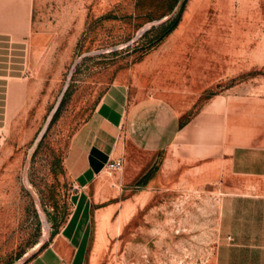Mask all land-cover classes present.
I'll return each mask as SVG.
<instances>
[{"label": "rangeland", "instance_id": "obj_1", "mask_svg": "<svg viewBox=\"0 0 264 264\" xmlns=\"http://www.w3.org/2000/svg\"><path fill=\"white\" fill-rule=\"evenodd\" d=\"M21 1L12 30L35 34L0 86V264H28L66 220L75 187L64 158L107 95L166 99L183 131L112 223L108 207L86 264H213L222 194H264V178L231 174L224 154L255 132L193 122L216 96L221 109L264 103V0ZM242 60L251 65L231 71ZM196 136L218 150L186 147ZM106 229L120 233L103 243Z\"/></svg>", "mask_w": 264, "mask_h": 264}, {"label": "crops", "instance_id": "obj_2", "mask_svg": "<svg viewBox=\"0 0 264 264\" xmlns=\"http://www.w3.org/2000/svg\"><path fill=\"white\" fill-rule=\"evenodd\" d=\"M23 10L26 11L25 6ZM12 12V0H0V86L15 78L13 70L23 66L22 46H27L25 42L35 34L24 22L12 30ZM14 18L20 16L15 14ZM245 63L251 65L242 60L231 71L249 67ZM219 98L216 96L209 101L210 106L200 111L193 126L197 124L201 128L210 121L217 126V131L255 132L247 144H234L229 147V153L224 154L231 174L264 178V103L236 111L234 102L221 109ZM105 99L74 132L64 158L75 187L71 212L49 243L28 264H86L93 248L90 246L89 250V244L96 242L100 210L113 207L108 221L114 222L125 201L133 200H123L122 196L147 177L163 151L175 145L183 131L181 113L166 99L149 96L120 102L113 101L112 95ZM185 146L213 151L219 148V145L203 144L197 136ZM175 158L173 154L168 157L169 170L176 167ZM111 161H118L120 166L110 169ZM215 170L218 173L219 167ZM106 173L110 175L104 179ZM217 227L213 264H264V194L223 193ZM107 231L103 243L120 233L109 237Z\"/></svg>", "mask_w": 264, "mask_h": 264}, {"label": "bare ground", "instance_id": "obj_3", "mask_svg": "<svg viewBox=\"0 0 264 264\" xmlns=\"http://www.w3.org/2000/svg\"><path fill=\"white\" fill-rule=\"evenodd\" d=\"M194 2H195V1H194ZM197 3H198V1H197ZM192 4H193V3H192ZM192 4H191V5H192ZM191 5H190V7H191ZM196 6H197V5H196ZM194 7H195V6H194ZM166 164H167V163H166ZM166 164H165V165H166ZM108 175H110V174H109V173H106V174L104 175V179L106 178V176L108 177ZM110 208L112 209V207H110ZM111 211H112V210H110V209L108 208L107 211H101V212H99V214L97 215V217H98V224H99V225L102 224V221L105 220V218L111 213ZM123 214H124V213H122L121 215L123 216ZM120 217H121V216H120ZM120 217H119V219H121ZM105 222H106V221H105ZM105 222H104V223H105ZM116 222H117V221H116ZM118 224H119V223H118ZM105 225H106V224H105ZM101 226H102V225H100V228H102ZM103 227H104V226H103ZM112 227L114 228V227H116V225L113 224ZM102 229H103V228H102ZM102 229H100V230H102ZM115 230H116V228H115ZM116 231H117V230H116ZM100 233H101V232H100ZM114 233H115V232H114ZM100 241H102V240L100 239ZM100 243H101V242H100ZM96 247H97V245H96ZM99 247H100V246H99ZM97 248H98V247H97ZM93 259H94V258H93Z\"/></svg>", "mask_w": 264, "mask_h": 264}, {"label": "built area", "instance_id": "obj_4", "mask_svg": "<svg viewBox=\"0 0 264 264\" xmlns=\"http://www.w3.org/2000/svg\"><path fill=\"white\" fill-rule=\"evenodd\" d=\"M0 135H1V129H0ZM120 166V163L118 161H111L109 164H108V167L110 169H116Z\"/></svg>", "mask_w": 264, "mask_h": 264}]
</instances>
